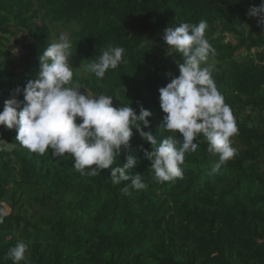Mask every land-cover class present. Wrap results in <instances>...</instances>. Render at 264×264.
Returning <instances> with one entry per match:
<instances>
[{"label": "trees", "instance_id": "1", "mask_svg": "<svg viewBox=\"0 0 264 264\" xmlns=\"http://www.w3.org/2000/svg\"><path fill=\"white\" fill-rule=\"evenodd\" d=\"M259 4L0 0V112L14 89L36 78L39 54L66 32L80 91L112 95L114 107L131 103L137 114L142 103L152 113L144 130L159 142L173 133L160 129L158 90L169 73L179 75L181 59L166 53L163 30L204 20L215 55L201 66L211 71L238 128L231 138L237 153L219 173L210 175L217 157L201 137L185 156L182 177L164 183L144 155L150 143L134 129L131 151L117 155L112 167L134 156L129 171L146 187L124 194L127 182L114 185L110 170L81 175L71 156L30 153L15 128L0 125V264H13L8 253L18 242L28 245L20 264H264V32L247 15ZM117 46L126 50L122 62L97 79L88 65Z\"/></svg>", "mask_w": 264, "mask_h": 264}, {"label": "clouds", "instance_id": "2", "mask_svg": "<svg viewBox=\"0 0 264 264\" xmlns=\"http://www.w3.org/2000/svg\"><path fill=\"white\" fill-rule=\"evenodd\" d=\"M247 15L264 32V0L259 6L250 7ZM206 28L207 22L201 20L198 24L181 23L163 30L166 53L178 54L182 62L177 61L179 75L169 73L170 82L158 90L160 108L165 114L160 129L173 133L159 142L151 130H144L151 128L152 113L142 103L137 102V114L131 103L114 107L112 95L92 96L80 91L83 88L73 80L74 71L69 64L74 52L66 32L39 54L36 78L29 79L23 89H14L5 100L0 125L15 128L16 141L30 153L43 155L51 149L52 157L71 156L74 169L81 175L95 176L101 170H110L114 185L127 182L121 189L124 194L146 187L139 174L129 171L137 164L134 156L129 155L123 166L112 167L117 155L131 151L134 129L151 145L144 155L151 161L158 183L182 177L185 156L196 152L201 137L207 142V151L217 157L210 175L217 174L237 153L231 138L238 128L211 71L201 66L215 55L205 38ZM125 51L123 47H108L88 65V71L102 80L109 69H116L122 62ZM21 94L22 101L18 99ZM27 248L26 243L18 242L9 249L13 264L26 259Z\"/></svg>", "mask_w": 264, "mask_h": 264}, {"label": "rangeland", "instance_id": "3", "mask_svg": "<svg viewBox=\"0 0 264 264\" xmlns=\"http://www.w3.org/2000/svg\"><path fill=\"white\" fill-rule=\"evenodd\" d=\"M228 41H230L231 43H233V40L232 38L228 35L227 38H226ZM11 48V53L13 56L17 55V46L16 45H13ZM7 210V209H6Z\"/></svg>", "mask_w": 264, "mask_h": 264}]
</instances>
